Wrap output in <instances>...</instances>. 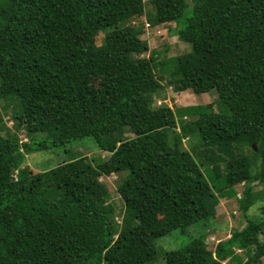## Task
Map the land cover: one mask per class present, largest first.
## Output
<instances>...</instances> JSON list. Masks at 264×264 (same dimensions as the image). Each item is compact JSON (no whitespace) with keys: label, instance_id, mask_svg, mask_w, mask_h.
Masks as SVG:
<instances>
[{"label":"trees","instance_id":"obj_1","mask_svg":"<svg viewBox=\"0 0 264 264\" xmlns=\"http://www.w3.org/2000/svg\"><path fill=\"white\" fill-rule=\"evenodd\" d=\"M188 1L0 0V106L12 108L13 123L0 117V264L264 258V204L261 221L243 216L254 186L264 188V0ZM147 5L149 24L169 26L189 51L149 50L150 25L135 23ZM168 87L216 99L172 108ZM83 138L108 158L28 164L34 152ZM112 174H124L120 223L99 181ZM234 197L244 223L210 249L205 234L219 200ZM175 231L184 244L156 251L155 241Z\"/></svg>","mask_w":264,"mask_h":264},{"label":"rangeland","instance_id":"obj_2","mask_svg":"<svg viewBox=\"0 0 264 264\" xmlns=\"http://www.w3.org/2000/svg\"><path fill=\"white\" fill-rule=\"evenodd\" d=\"M190 10L191 7H188V9L185 12V16H187L190 13ZM153 17H154V9L152 8V6L147 5L143 18H141L140 20H136L135 23L142 22L143 25L145 23L149 24L150 19ZM149 25L150 26L145 27L146 28L145 34H143L142 36V38L147 42L149 50H155L161 55H166V57H174L181 53L186 52L187 50L188 51L190 50L188 45L179 42L178 39L175 38V36L170 35L168 30V28H170L169 26H163V25L153 26L151 24ZM104 38H105V34L99 33L95 39L96 44L97 45L102 44ZM147 55L148 53L146 54V56ZM215 99H216V93L213 91H211L208 94L202 95L200 97H193V95L188 93V91L181 93H174L168 87L166 88V97L164 103L168 104L172 108H176V107H185V106L201 105V104L206 105L211 102H214ZM161 101L162 100L155 98L154 106H158L161 103ZM11 110L12 108L9 107L5 112L0 106V117L4 120L8 128H11L13 125L10 114ZM191 119L194 120L195 117L190 119L186 118V120H191ZM18 135L20 140H22L23 142L26 141V138L25 136L22 135L21 131L18 132ZM39 137L41 136L38 135L35 138L34 141L36 143L40 141ZM53 154H55L54 158L48 161V158L51 157V155L53 156ZM72 155H78L83 157L85 156L88 158L103 156L104 160L108 158V154L98 151V149L94 144V141L91 138H83L76 141H72L69 145L65 147H61L60 149L57 150L34 152L33 154H31V156L29 155L28 164L30 167H32L34 161L39 160L43 169L51 168L53 165H55V163L57 162L59 163V161L62 160H67ZM32 172L36 173L35 170H33ZM123 178H124V174H112L108 177H102L99 179V181L107 187V190L109 192V203L112 204L114 208L115 220L117 223H120L121 221L120 216L122 215L120 213L123 212L124 210V204L117 193V187L121 184ZM243 189L244 187H241L239 185L236 188V191L239 193V196H242ZM253 193L255 194L253 203L243 216L244 217L246 216L256 222H259L262 219L260 214V208L264 204V188L254 186ZM233 199H235V197ZM233 199L219 200V203L216 207V216L214 219V223L216 224V227L215 228L210 227L207 233L205 234V242L207 243V246L210 249H212L213 246L216 245L218 242L226 240L231 230L236 228L239 229L244 223L243 218L238 215L239 203L237 202V199L235 200ZM232 212H234V214ZM176 234H179V232L175 231L169 234L168 236L157 239L154 244L156 246V251L158 252L161 251L159 253L174 251L175 249L182 246L185 242V238L183 236ZM185 234L186 236H188V238L195 237L193 231H186ZM261 240H263L262 237ZM236 255L239 256L242 261L245 260L244 252L237 253L236 251ZM259 262H260L259 264H264V258H262Z\"/></svg>","mask_w":264,"mask_h":264},{"label":"clouds","instance_id":"obj_3","mask_svg":"<svg viewBox=\"0 0 264 264\" xmlns=\"http://www.w3.org/2000/svg\"><path fill=\"white\" fill-rule=\"evenodd\" d=\"M236 251H237V253L239 252V253H242V251L241 250H238V249H235Z\"/></svg>","mask_w":264,"mask_h":264}]
</instances>
